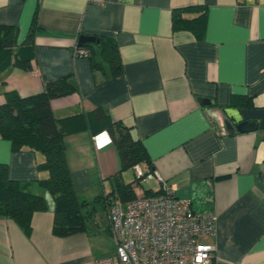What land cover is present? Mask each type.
Segmentation results:
<instances>
[{
	"label": "crops",
	"instance_id": "1",
	"mask_svg": "<svg viewBox=\"0 0 264 264\" xmlns=\"http://www.w3.org/2000/svg\"><path fill=\"white\" fill-rule=\"evenodd\" d=\"M189 6L206 9L199 40L172 29V11ZM0 25L16 28L12 60L30 66L0 69V105L7 92L25 98L63 78L76 88L52 99L50 109L57 120L86 118L87 128L64 142L74 191L89 217L86 231L55 236L53 199L39 184L47 178L37 169L44 157L13 152L0 138L8 177L47 203L32 215L29 235L0 217V264H94L114 253L106 202L121 164L94 118L99 109L142 143L153 167L137 165L144 174L157 172L193 211L217 216L216 235L203 241L223 263L264 264V130L221 128V110L235 97L264 109V0H0ZM81 35L112 42L121 74L112 77L106 63L93 69L88 58L75 57ZM144 178L151 186H142ZM118 182L131 183L135 196L160 188L146 175L137 182L134 167Z\"/></svg>",
	"mask_w": 264,
	"mask_h": 264
},
{
	"label": "trees",
	"instance_id": "2",
	"mask_svg": "<svg viewBox=\"0 0 264 264\" xmlns=\"http://www.w3.org/2000/svg\"><path fill=\"white\" fill-rule=\"evenodd\" d=\"M197 13L194 18L187 19L184 14ZM206 9L203 6H189L172 11V29L174 31H189L196 39L203 37L205 29ZM36 18L33 17L31 29L36 28ZM88 36V35H86ZM80 37V36H79ZM76 46L87 51V56L93 69L106 63L110 75L116 77L122 72V64L114 44L103 37L91 35L95 42L80 43ZM16 46V28L0 25V69L10 64L29 70V61L13 58V48ZM95 53L100 61L94 60ZM76 88L63 78L49 82L44 90L36 95L20 97L15 92H7L4 102L0 105V138L8 141L13 152L29 149L40 153L44 159L37 165L39 171L47 173V178L40 181V186L53 199L52 233L58 237H65L87 230L89 217L86 214L87 204L77 197L72 182L71 173L66 161L65 138L87 128L83 115L67 119H55L50 109V101L69 95ZM231 108L256 109L251 101L245 98L232 99ZM94 118L101 123L120 159V170L115 176V190L109 197H115L122 202L130 201L136 196L131 189V183L118 182L123 171L137 165L145 164L148 171L153 167L142 143L134 138L130 131L119 122H112L105 111L97 110ZM140 182V179H137ZM145 195H154L145 191ZM108 198V197H107ZM108 200V199H107ZM107 203V202H106ZM47 210V203L43 197L30 194L25 185L13 181L8 177V168L0 164V217L12 220L24 234H30L31 217L36 212Z\"/></svg>",
	"mask_w": 264,
	"mask_h": 264
},
{
	"label": "built area",
	"instance_id": "3",
	"mask_svg": "<svg viewBox=\"0 0 264 264\" xmlns=\"http://www.w3.org/2000/svg\"><path fill=\"white\" fill-rule=\"evenodd\" d=\"M74 56L86 57L87 51L75 45ZM134 173L136 179H155L159 192L126 202L107 198L114 253L94 264H225L215 247L203 241L216 235L217 216L193 211L157 172L144 174L135 166Z\"/></svg>",
	"mask_w": 264,
	"mask_h": 264
},
{
	"label": "water",
	"instance_id": "4",
	"mask_svg": "<svg viewBox=\"0 0 264 264\" xmlns=\"http://www.w3.org/2000/svg\"><path fill=\"white\" fill-rule=\"evenodd\" d=\"M80 43H94L95 38L86 35L79 37ZM202 105H210L206 100H200ZM222 111V129L227 133L252 132L264 130V109L225 108Z\"/></svg>",
	"mask_w": 264,
	"mask_h": 264
},
{
	"label": "rangeland",
	"instance_id": "5",
	"mask_svg": "<svg viewBox=\"0 0 264 264\" xmlns=\"http://www.w3.org/2000/svg\"><path fill=\"white\" fill-rule=\"evenodd\" d=\"M148 182H149V181L145 180V178H144V179L141 181L142 186L145 187V188L151 186V183L149 184ZM112 255H113V254H112Z\"/></svg>",
	"mask_w": 264,
	"mask_h": 264
}]
</instances>
